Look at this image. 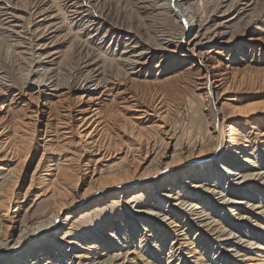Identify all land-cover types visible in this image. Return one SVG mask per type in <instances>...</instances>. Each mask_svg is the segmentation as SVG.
Returning <instances> with one entry per match:
<instances>
[{"label": "rangeland", "instance_id": "374dc122", "mask_svg": "<svg viewBox=\"0 0 264 264\" xmlns=\"http://www.w3.org/2000/svg\"><path fill=\"white\" fill-rule=\"evenodd\" d=\"M149 5L138 0H0L2 122L18 124L23 113L31 114L27 104L36 102L31 84L40 79L50 90L38 103L53 112L90 103L114 114L121 111L122 98L131 95L145 108L161 97L170 110L165 132L143 130L153 133L147 137L152 155L142 169L145 175L129 181L147 178L148 191L143 193L141 182L106 193L94 189L88 200L52 221L57 200L41 196L43 187L36 182L16 203L20 207H11L23 223L8 242L0 211V249L5 250L0 264H264V0H182L179 8L195 22L189 35L172 0L164 9ZM29 30L34 43L20 46ZM165 34L174 38L172 43L133 70L118 61L127 44H154ZM37 59L42 60L39 73L26 80ZM205 67L227 75L228 95L237 99L217 102L220 122L236 114L222 124L245 136L237 147L215 146L216 125L198 85ZM89 75H97L105 87L90 84L85 94L82 84ZM250 109L259 111L242 115ZM186 146L204 151L198 156L208 159L194 166L186 163L190 159L179 161L167 174L155 175L162 155L168 153L170 162ZM43 151L25 163L23 195ZM50 156L45 154L43 175L50 173ZM190 168L199 171L189 174ZM12 172L0 180V199L13 188ZM184 186L194 197L180 204L188 194ZM39 224L46 226L36 234L27 229ZM20 229L26 230L21 237Z\"/></svg>", "mask_w": 264, "mask_h": 264}, {"label": "bare ground", "instance_id": "6f19581e", "mask_svg": "<svg viewBox=\"0 0 264 264\" xmlns=\"http://www.w3.org/2000/svg\"><path fill=\"white\" fill-rule=\"evenodd\" d=\"M138 1L141 5L147 6V4H150L152 7L159 6L160 9H164L165 2L168 0ZM172 1L175 3L174 6H176V10H180L177 12V16L187 25L186 32L188 35L191 34L194 29H196V27H194L195 22H192L193 19L191 18L188 20L186 12L179 8L182 0ZM29 31L25 34L27 37L22 44H19L20 46L27 43L32 45L34 43L32 31ZM183 36L185 35L183 34ZM172 39L174 38H171L169 34H165L159 42L154 44L148 42L142 45L139 41L135 42L134 45L127 44L126 49L122 52L118 61L128 70H133L143 59L153 55L154 50L168 47V45L172 43ZM40 62L42 63L41 59L34 61L35 64H33V69L28 74L26 80H28L31 75L39 73L38 70L41 66ZM87 67L88 66H85L84 68ZM46 79L52 81L53 78L47 77ZM198 80L200 89L205 91L208 102L206 106L216 125L214 126V131L217 134L214 137L216 142L215 146L222 148L227 144L237 147V143H240V141L246 142V139H244L245 136L242 135L239 129L230 127V129L224 130L225 126L222 123L227 119L229 121L231 116L236 114L231 113L228 117L224 116V121L222 120L221 122L219 119L220 112L217 109V102H220L219 100L224 97L228 99L227 101H237V99H232L230 98L231 96L228 95L231 89L230 85L226 86L228 81L227 75L222 74V72L215 67H205L204 71L199 74ZM90 84H93L95 89L105 87L102 86V79L100 80L97 78V75L86 76L82 84L85 94L90 93ZM31 87L36 91V96L34 95L36 97V102L27 104L31 114L23 113V117H20L18 124H14V122L4 123L0 119V161H3V164H0V180H3L5 172L10 174L13 170L14 173H12L15 174V180L12 182L13 185H11L13 188L5 191L0 199V211L4 212L3 217L5 221L3 223V234L7 242L16 236L17 224L23 223L18 220L19 212H12L11 207L19 203L20 198L24 199L36 182L43 187L41 196L55 201L57 200V207L54 214L51 216L52 221L60 220L62 211L67 209V207H72L74 204L78 207L84 201L88 200L89 198H85L86 195H91V191L94 189L98 190L96 193H106L122 189L126 190L128 187H132L141 182L142 185H145L143 193L144 191H148L147 178L140 179L142 181H129L135 178H141L145 175L142 169L152 155L151 140L147 137L153 134L151 132L156 130L165 132V128L167 127L166 120L170 112L168 105L165 104L161 97L157 99V102H155L152 107L145 108L135 95H131L129 98L127 96L122 98L123 102L121 104L123 105H121V111H115L114 114H107L101 108L90 103L85 106L77 107L76 109L67 108L61 113H58L53 112V110L49 111V109H42L40 108L41 105L38 103L42 95H46L50 90V85L46 84L45 79L35 80V82L31 84ZM52 87H54V85ZM222 88H224L223 93L219 94L218 92ZM226 103L223 104V108L227 106ZM258 111L257 109H250L249 111L243 112L242 115L250 117V115L258 113ZM147 124H151V126L147 127ZM146 128L150 129L151 132L146 133L143 131ZM40 148L44 150L42 158L36 170L33 172L30 187L23 195V185L24 181L27 179V173L23 178L22 176L20 178V174L22 175V173L25 172L26 161L30 159L33 154H37L36 151ZM144 149L146 150V154L145 157H143L144 159L141 160L142 150ZM203 152L204 151L194 147L186 146L181 149L180 156H176V159H174V156L171 157L170 159L173 160L170 162H168V157L170 156L166 153L156 162L154 171L157 173L155 175L167 174L175 167L173 166L174 164L186 159H190L186 163L192 164V166H194V163L204 162L208 159V156H198ZM46 153L52 155L48 160L51 163L46 167L50 172L47 173L50 175V178H47L48 175H43L41 169ZM194 156H198V158L193 159L192 157ZM121 164L127 165L124 168ZM207 164L203 163L202 165ZM210 170H213V168ZM196 171H199V169H192L189 171V174H194ZM209 173H212V171ZM236 175L241 174L239 173ZM209 179L214 180V178ZM83 186H87L88 189H86L83 194L78 193V190L82 189ZM153 187L154 186L151 188ZM2 190H5V188ZM183 190L188 194L184 195V199L180 204H187L194 196L191 195L192 191L188 192L186 186L183 187ZM140 191L142 190H139V192ZM72 193H76L78 197L73 198ZM143 193L136 194L134 198L143 196ZM0 194H2L1 190ZM187 199L190 201H187ZM143 203H145V201ZM142 205L143 204H141V206ZM15 207L19 208L20 205H16ZM195 207L198 206L195 205ZM123 208L124 206L122 209ZM167 216H171V214ZM171 219L172 218H170V220ZM43 225L39 224V227H36L34 230L31 227L27 229L36 234L38 231L44 230L46 225L41 227ZM25 231L26 230L20 229L19 237H21ZM18 241L19 240L16 241L15 246L20 244ZM12 249H14V247ZM12 249L6 251H11ZM4 252L5 250L0 249V254Z\"/></svg>", "mask_w": 264, "mask_h": 264}]
</instances>
